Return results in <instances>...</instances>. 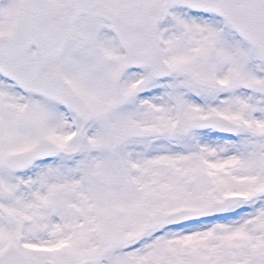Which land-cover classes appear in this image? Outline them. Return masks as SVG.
Masks as SVG:
<instances>
[{"label": "snow or ice", "instance_id": "snow-or-ice-1", "mask_svg": "<svg viewBox=\"0 0 264 264\" xmlns=\"http://www.w3.org/2000/svg\"><path fill=\"white\" fill-rule=\"evenodd\" d=\"M0 264H264V0H0Z\"/></svg>", "mask_w": 264, "mask_h": 264}]
</instances>
